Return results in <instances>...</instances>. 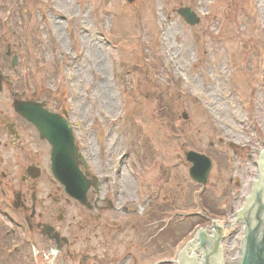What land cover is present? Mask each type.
Segmentation results:
<instances>
[{
  "label": "rangeland",
  "instance_id": "rangeland-1",
  "mask_svg": "<svg viewBox=\"0 0 264 264\" xmlns=\"http://www.w3.org/2000/svg\"><path fill=\"white\" fill-rule=\"evenodd\" d=\"M182 7L197 25L177 14ZM2 22L11 48L20 43L29 53L44 95L64 104L89 172L100 180L98 195L120 208L119 216L101 213L102 235L87 248L79 242L82 256L94 254L85 264L175 261V240L195 219L149 250L126 224L152 198L156 206L174 204V213L196 211L192 192L200 188L189 177L188 151L213 163L207 195L224 214V262L238 264L240 223L227 222L248 195L257 150L264 149V0H0ZM45 174L41 196L58 202L44 204L43 215L52 209L54 220L82 221L79 205ZM0 225L10 229L2 214ZM88 235L89 228L79 238ZM46 252L42 247L37 264H59Z\"/></svg>",
  "mask_w": 264,
  "mask_h": 264
},
{
  "label": "flooded vegetation",
  "instance_id": "flooded-vegetation-1",
  "mask_svg": "<svg viewBox=\"0 0 264 264\" xmlns=\"http://www.w3.org/2000/svg\"><path fill=\"white\" fill-rule=\"evenodd\" d=\"M2 45L6 46V50L1 48ZM18 47H21L20 43L14 50L11 48L0 25V198H2L0 214L10 225L9 230H6L5 225H0V247L8 246L11 241L17 242L29 237L31 246L37 245L39 248L38 258L43 247L44 251L47 250L43 256L53 258L57 256L59 264H85L94 258V254L91 259L90 254L82 256V250L78 248L79 242H84L85 249L87 242L90 243L98 235H102L101 226L105 223L101 214L103 211L108 210L117 215L121 211L106 200L107 194L103 193L102 196L97 197L88 192L87 201L90 208L80 204L77 206L83 213L81 214L83 219L80 218L82 221H76L75 216H72L67 222L62 215L54 220L52 209L43 215L44 204L50 203V200L52 203L58 202L54 198L50 199V196H47L45 201L41 196L43 176L46 175L45 173H51L52 146L42 139L38 128L24 117L21 107L27 106L32 114L42 110L49 114H61L68 122L69 114L64 106L44 95L41 82L33 78L31 71L21 70ZM57 107H59L58 111H55ZM69 124L75 133L74 126L70 122ZM78 150L82 152L80 148ZM88 178H92L90 173ZM120 197V193L116 195V198ZM123 211L128 212L126 208H123ZM134 213L135 211L130 215ZM128 224L132 230L138 232V227L132 221L126 226ZM45 225L54 230L50 231L49 235L43 236ZM88 228L93 236L88 235L87 239L81 240L80 234ZM144 230L140 235L141 240L144 237ZM56 234L59 235L57 239L54 237ZM37 236L41 237L40 247L35 239ZM50 236L54 238L50 239ZM26 242L28 241L21 240L22 245ZM53 249H58L55 256L50 255Z\"/></svg>",
  "mask_w": 264,
  "mask_h": 264
},
{
  "label": "water",
  "instance_id": "water-1",
  "mask_svg": "<svg viewBox=\"0 0 264 264\" xmlns=\"http://www.w3.org/2000/svg\"><path fill=\"white\" fill-rule=\"evenodd\" d=\"M177 13L190 26H195L199 23V19L190 8H180L177 10ZM21 113L28 121H31L36 125L40 131L41 137L46 139L52 145L53 174L55 178L64 186L65 192L81 204L87 205L86 192L88 191L90 183L85 179L78 168L79 156L73 144V137L70 132V128L57 120L60 119L59 116L50 115L42 111H37L36 114H32L27 109V106L21 107ZM182 117L186 120V113H183ZM263 150L264 149H258L256 154L253 180L256 178L258 172L257 178L253 181V183L252 181L246 183L248 194L252 183L251 194L246 198L245 203L241 208L243 200L247 196L243 195L238 210L240 208L241 209L236 214V222H242L244 225L243 235V227L240 223V259L238 254L239 264H264ZM185 160L191 164L189 169L190 178L194 182L205 186L208 180L209 172L212 168L211 160L207 156L194 151L186 152ZM235 213L236 212H231L227 224L235 222ZM47 231L48 230H46V232ZM223 238V228L218 225H213L211 235L208 234L207 229L199 230L195 235V238L189 242L181 252L179 264H225L221 248ZM182 246L183 244H181V248ZM181 248L175 249V261L170 263L177 264L176 256ZM157 263H162V261H157Z\"/></svg>",
  "mask_w": 264,
  "mask_h": 264
},
{
  "label": "trees",
  "instance_id": "trees-1",
  "mask_svg": "<svg viewBox=\"0 0 264 264\" xmlns=\"http://www.w3.org/2000/svg\"><path fill=\"white\" fill-rule=\"evenodd\" d=\"M168 115L171 118L170 122L168 124L169 125L168 127L170 128L171 131H173L172 116H171V115H173V112L171 111V115L170 114H168ZM200 198H201L200 207L204 211L205 215L204 216L196 215L197 217H191L192 220L195 219L196 221L191 225V228L188 229L185 233L190 232V230L194 226H200L201 227V226L206 225L207 222H208V218H213L214 219L217 216L222 215V214H220V211H219L218 207L216 206L215 201L211 198V195H209V196L207 195V190L200 195ZM168 207H169L168 204H163V205H159V206H153L152 211L147 214L148 219L146 217L148 223H151L153 221V219L154 220L161 219L162 218L161 214L163 212H165L168 209ZM184 220H185L184 224H180V227L179 226L170 227L168 230L163 231L158 236H160L163 239H171L172 237L175 236V234L178 231L182 230V228L187 224V222H188L187 220H189V218L186 217ZM183 236H185V235H183ZM176 241L177 240H175V242Z\"/></svg>",
  "mask_w": 264,
  "mask_h": 264
}]
</instances>
